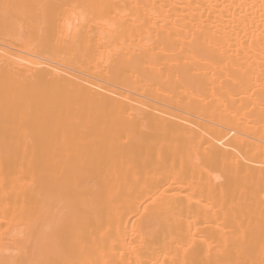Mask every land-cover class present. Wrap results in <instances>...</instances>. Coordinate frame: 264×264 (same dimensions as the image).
Returning <instances> with one entry per match:
<instances>
[{"label":"bare ground","instance_id":"6f19581e","mask_svg":"<svg viewBox=\"0 0 264 264\" xmlns=\"http://www.w3.org/2000/svg\"><path fill=\"white\" fill-rule=\"evenodd\" d=\"M4 3L0 260L264 264V0Z\"/></svg>","mask_w":264,"mask_h":264},{"label":"snow or ice","instance_id":"6c2138e0","mask_svg":"<svg viewBox=\"0 0 264 264\" xmlns=\"http://www.w3.org/2000/svg\"><path fill=\"white\" fill-rule=\"evenodd\" d=\"M4 11V15L7 18L10 12V9L14 7L11 4L4 3L3 5H0ZM40 8L45 10V15L47 16L49 11L51 12V17L53 20V23H55L56 20L59 19V11L58 10H67L71 8L75 12H78L79 15L82 17L85 26H87L88 22L90 20L94 21L95 20V15L97 10L105 11V10H110L112 9L113 5H108V4H100V3H75L71 5H62V4H51V5H39ZM127 7V6H126ZM139 5H134L133 8H139ZM163 7V6H162ZM126 17H130V20H126L125 23H130L133 25L134 29L143 27V26H148L149 28H157L158 25L155 21L151 20L150 18L146 17H141L138 14L134 12H126L124 13ZM114 27L116 25H113ZM80 29H77V33L79 34ZM63 35V34H61ZM159 38V36L157 37ZM78 40L79 36L77 35L76 37H72L70 34L68 36H65L63 39V42L67 45L69 41L73 45L78 46ZM59 42V41H58ZM243 75H247V70H244ZM261 76L264 77V69L261 71ZM229 79L231 80L232 77L230 76ZM236 82L240 84L242 87L245 84V81L242 79V75H237L236 76ZM223 85V82H221ZM262 90H264V84H262ZM246 91H251L254 92L255 89L251 84H248L247 88L245 89ZM262 112H264V103H262ZM239 155V154H238ZM243 159V157H241ZM247 163V161H245ZM262 169V175H261V190L264 191V164L261 166ZM239 171V161L234 162L233 166L228 165L227 163L225 164V167L223 169V181L222 183L224 185H228L233 178L234 174H238ZM217 179H221V177H217ZM264 202V201H262ZM155 203V201H153ZM262 214H264V209H262ZM0 264H21L20 261H7V260H0Z\"/></svg>","mask_w":264,"mask_h":264}]
</instances>
